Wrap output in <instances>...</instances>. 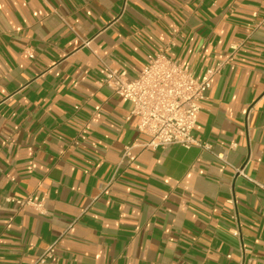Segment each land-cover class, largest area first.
I'll use <instances>...</instances> for the list:
<instances>
[{
	"label": "crops",
	"instance_id": "1",
	"mask_svg": "<svg viewBox=\"0 0 264 264\" xmlns=\"http://www.w3.org/2000/svg\"><path fill=\"white\" fill-rule=\"evenodd\" d=\"M163 48L197 77L224 63L195 128L210 149L145 148L103 83ZM253 181L264 0H0V264H264Z\"/></svg>",
	"mask_w": 264,
	"mask_h": 264
},
{
	"label": "built area",
	"instance_id": "2",
	"mask_svg": "<svg viewBox=\"0 0 264 264\" xmlns=\"http://www.w3.org/2000/svg\"><path fill=\"white\" fill-rule=\"evenodd\" d=\"M168 51L169 48H163L156 52L133 78L128 77L127 71L108 68L103 83L133 104L132 115L138 120V131L149 138L143 145L145 148L179 145L187 149L194 146L210 149L196 137L195 128L206 93L224 63L212 65L197 77L178 59L169 56ZM235 55L236 47L232 49L229 61ZM237 171L245 176L243 171ZM253 182L264 189V185ZM16 202L22 207L30 205L43 212V204L30 198ZM53 252L54 246H51L44 258H51Z\"/></svg>",
	"mask_w": 264,
	"mask_h": 264
}]
</instances>
